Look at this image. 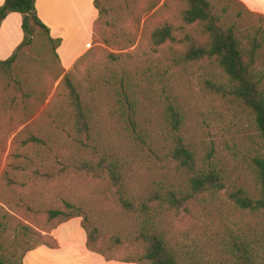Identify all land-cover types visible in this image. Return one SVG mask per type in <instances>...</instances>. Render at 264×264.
<instances>
[{"label":"rangeland","instance_id":"374dc122","mask_svg":"<svg viewBox=\"0 0 264 264\" xmlns=\"http://www.w3.org/2000/svg\"><path fill=\"white\" fill-rule=\"evenodd\" d=\"M225 1L211 0L218 10ZM100 5L105 10L102 29L108 42L95 33L75 68L73 64L64 70L43 36L21 53L12 75L30 92L27 101L10 102L18 92L0 73L1 256L14 264L29 247H70L75 254L71 263L105 261L81 245L79 235L85 233L80 217L61 223L58 218L46 220L47 208H59L68 199L83 208L89 218L86 223L99 228L100 245L119 239L108 251L116 260L106 262L147 264L120 261L136 258L140 252L135 242L138 215L119 205L104 175L78 170L79 160L93 159L92 148L56 127L62 126L57 113L67 107L62 78L70 70L87 94L97 154L121 163L123 189L135 204L156 191L186 190L187 174L169 160L166 150L167 106L179 109L184 142L198 159L211 153L225 187L206 191L178 210L162 207L150 213L157 214L154 221L181 264H250L232 243L249 242L253 256L264 253V213L239 208L227 194L242 188L255 199L259 193L252 157L262 144L253 114L226 92L228 80L214 59L183 58L188 40L201 30L197 23L183 22L185 0H100ZM164 23L171 26L176 39L155 46L150 32ZM245 23L241 20L237 25ZM114 71L133 81L135 131L115 113L116 97L103 81ZM25 130L41 142L23 145ZM37 168L42 175L28 179ZM21 222L29 226L27 233L20 230ZM262 262L255 257V264Z\"/></svg>","mask_w":264,"mask_h":264},{"label":"trees","instance_id":"16d2710c","mask_svg":"<svg viewBox=\"0 0 264 264\" xmlns=\"http://www.w3.org/2000/svg\"><path fill=\"white\" fill-rule=\"evenodd\" d=\"M185 1L187 6L182 12L183 22L185 25L197 23L201 30L195 39L188 40L189 44L183 52V58L185 60L204 58L215 60L228 80L229 90L224 91L239 99L251 111L261 139V151L252 157L254 172L259 183L258 196L253 199L242 188L229 191L227 196L241 209L264 213V15L248 10L238 0H226L219 10L215 8L211 0ZM93 3L98 10V17L93 25V36L95 33H99L103 37L102 42L107 43L108 37L105 36L106 32L102 29L105 25L103 21L105 10L100 5V0H94ZM10 12H18L21 15L23 38L7 58L0 59V73L5 76L7 85L18 92L16 96L12 94L10 102H25L30 98V92L24 88L18 76L12 75V67L21 53L28 49L38 36L45 38L53 55L58 60L56 48L60 39L50 36L49 28L36 13L35 0H3L0 4V22ZM241 20H245L247 23L238 26L237 22ZM149 39L153 45L158 46L167 41L173 42L176 38L171 26L164 23L150 32ZM84 55L79 59L81 60ZM109 56L115 57L113 54H109ZM73 67L75 68V63ZM103 81L112 88L116 97L115 113L128 125H132V131H135L134 122L131 120V115L134 114L133 81L127 74L115 71ZM216 87L218 88L219 85ZM62 88L67 107L57 113L58 123L62 126L58 127L56 124V127L83 147L92 148L93 159L79 160L78 170L104 175L114 189L119 205L128 212H135L138 215L139 224L135 242L140 252L135 254L136 258H124L120 261L181 264L179 257L168 244L163 233L159 231L154 221L157 215L155 213L159 212L158 210L162 207L178 210L180 206L185 207L188 202L198 200L206 191L224 189L222 170L212 162L211 153L208 152L203 158H197L195 151L187 146L180 134L181 112L176 106L168 105L167 121L170 134L166 146L167 156L170 161L176 163L178 168L186 172V190L156 191L135 204L123 189L121 163L97 154L96 144L93 141V115L87 104V94L72 71L64 73ZM25 132L26 138L21 141L23 145L41 142L36 134H32L29 130H25ZM33 175L40 176L42 174H39L37 168L32 171L28 179ZM151 210L155 213H150ZM44 214L46 220L58 218L60 223L80 217V226L85 233V248L101 255L105 261L116 260L108 251L114 244L119 243V239L112 238V244L106 247L100 245L99 228L86 223L89 218L80 206L68 199H63L61 207H49ZM19 225L20 230L27 233L29 226L22 222ZM232 244L241 250V256L245 262L255 264L254 259L258 257L264 264V253L253 256L255 253H253L249 242L240 241L237 244ZM31 248L25 249L14 264H22L25 252ZM0 264L13 263L0 254Z\"/></svg>","mask_w":264,"mask_h":264},{"label":"crops","instance_id":"0c3cea01","mask_svg":"<svg viewBox=\"0 0 264 264\" xmlns=\"http://www.w3.org/2000/svg\"><path fill=\"white\" fill-rule=\"evenodd\" d=\"M93 1L35 0L36 13L49 28L50 36L60 39L56 53L64 70H68L89 50L93 43V25L98 17V10ZM238 1L248 10L264 15V0ZM2 2L3 0H0V4ZM22 38L21 15L18 12L8 13L0 22V59L7 58ZM74 225L78 226L76 223ZM71 226L73 227V223ZM79 239L83 246L85 235L80 233ZM72 249L70 247L65 249L36 247L27 251L22 264H83L81 262L71 263V259L75 256ZM87 264L109 263L101 261Z\"/></svg>","mask_w":264,"mask_h":264}]
</instances>
